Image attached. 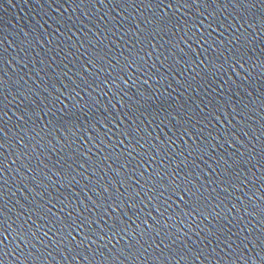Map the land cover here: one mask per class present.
<instances>
[{
	"label": "snow or ice",
	"instance_id": "6c2138e0",
	"mask_svg": "<svg viewBox=\"0 0 264 264\" xmlns=\"http://www.w3.org/2000/svg\"><path fill=\"white\" fill-rule=\"evenodd\" d=\"M164 2L167 4L168 7H171V4H168L167 0H164Z\"/></svg>",
	"mask_w": 264,
	"mask_h": 264
}]
</instances>
